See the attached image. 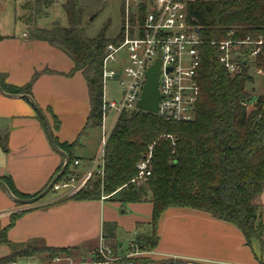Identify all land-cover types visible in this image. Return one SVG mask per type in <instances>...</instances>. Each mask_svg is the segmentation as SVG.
Masks as SVG:
<instances>
[{"label":"trees","instance_id":"1","mask_svg":"<svg viewBox=\"0 0 264 264\" xmlns=\"http://www.w3.org/2000/svg\"><path fill=\"white\" fill-rule=\"evenodd\" d=\"M39 1L50 6L53 0H38L37 3ZM63 9L68 21L65 27L58 24L51 29H40L34 27L29 18L26 20L28 39L47 42L61 50L74 64L68 76L80 72L87 83L90 112L84 129L72 144H61L55 139L70 159L59 179L72 172L75 162L72 153L79 147L80 139L88 130L102 127L103 60L107 44L117 41L108 38L103 31L94 38L85 35L81 28L80 0H68ZM193 15L203 41L199 47L200 97L195 119L178 123L164 121L143 111L122 114L105 146L104 176L96 177L70 198L100 201L107 196V200L122 206L151 203L150 223L139 224L137 228L150 227L152 232L150 235L139 234L132 246L154 249L159 241L158 229L163 215L169 209L184 208L235 226L242 232L247 246L257 243L264 254V223L259 217L264 208V95L256 96L254 86L249 89L255 81L249 68L235 76L228 73L218 61L219 50L215 45L226 40L231 30L235 31L236 40L247 36L264 38V0L198 3L194 6ZM4 39L0 36V42ZM256 63L264 73V45ZM41 74L35 72L26 86L9 92L32 95V87ZM249 107L254 111L249 112ZM54 120L58 130L61 123L56 116ZM0 144L5 151L8 150L2 138ZM150 152L151 176L137 186L132 183L138 175L137 166ZM5 183L20 199L39 195H22L15 190L10 179H5ZM19 217L20 214L12 215L10 225L1 230L0 246H13L6 234ZM104 226L118 248L115 225ZM13 262V252L0 259V264Z\"/></svg>","mask_w":264,"mask_h":264},{"label":"crops","instance_id":"2","mask_svg":"<svg viewBox=\"0 0 264 264\" xmlns=\"http://www.w3.org/2000/svg\"><path fill=\"white\" fill-rule=\"evenodd\" d=\"M4 38L0 42L2 89L6 94L20 96L7 97L0 93V138L8 147L5 151L0 144V181L10 179L18 193L33 197L49 187L65 159L54 149L46 124L31 102L23 94L9 90L23 88L35 72H42L32 87V95L28 96L49 120L54 138L61 144H72L84 129L90 112L87 83L80 73L66 77L74 64L49 43L29 40L27 35L23 39ZM45 70L49 72L44 73ZM54 116L61 123L58 130ZM90 130L72 153L75 161H79V172L86 170L85 163L99 154V151L94 157L86 154ZM46 195L29 206L14 202L0 186V229L10 225L12 215L20 214L6 234L13 246L2 245L0 259L13 252L11 247L35 242L47 248L91 252L109 238L105 224L115 225L114 236L120 250L123 245L119 238L129 234L130 246L146 228L137 225H147L152 217L151 203L126 205L130 210L125 209L128 217H124L116 212L119 205L123 208L118 202L108 206L105 204L108 200L76 201L63 193L48 198ZM158 235L157 246L143 255L154 263L259 264L255 256L257 244L247 246L238 228L204 213L169 209L160 221Z\"/></svg>","mask_w":264,"mask_h":264},{"label":"built area","instance_id":"3","mask_svg":"<svg viewBox=\"0 0 264 264\" xmlns=\"http://www.w3.org/2000/svg\"><path fill=\"white\" fill-rule=\"evenodd\" d=\"M211 1L215 0H123L124 35L107 44L103 60V86L109 79L119 77L123 88L120 102L106 101L103 96L104 147L95 159L85 163L88 166L86 170L79 172V161H75L72 172L55 182L50 191L72 197L96 177L104 176L105 146L109 137L122 114L132 115L141 111L138 102L147 82V73L158 60L161 99L159 112L155 115L168 122H192L195 119L200 97L199 47L203 41L197 32L200 27L195 23L193 9L198 3ZM234 36L235 31L231 30L226 40L215 43L219 50V63L231 76L249 68L253 75L263 77V70L256 62L262 54L264 38L247 36L236 40ZM110 113L115 114V121L108 133L105 123ZM151 157L152 152L138 164V175L133 184L140 186L149 179ZM107 199V196L102 197V200ZM98 252L110 259L111 251L102 245Z\"/></svg>","mask_w":264,"mask_h":264},{"label":"rangeland","instance_id":"4","mask_svg":"<svg viewBox=\"0 0 264 264\" xmlns=\"http://www.w3.org/2000/svg\"><path fill=\"white\" fill-rule=\"evenodd\" d=\"M37 1L0 0V36L23 39L29 33V26L26 22L28 18L35 25L34 27L40 29H51L58 24L63 27L68 25L63 9L68 0H53L50 6L45 5L43 1H39V3ZM27 4L28 9L25 8ZM80 6L82 9L81 28L87 37L94 38L103 31L110 39L122 38L124 35L122 27L125 24L123 0H80ZM77 73L72 76L67 74L66 77L72 78ZM254 77V85H250L249 89L254 86L255 95L262 96L264 95V78L256 75ZM122 94L123 88L120 85L119 77L109 79L105 83L104 99L106 101L120 102ZM248 110L249 112L254 111L253 107H249ZM114 121L115 114L110 113L105 123L108 133L112 129ZM88 133L86 154L94 157L104 147L102 141L103 129L102 127L94 128ZM52 194L54 193L49 191L46 195L47 198ZM112 203L116 202L108 200L105 204L111 206ZM125 209H129L128 206L122 208L119 205L116 212L119 216L128 217V213L124 212ZM129 214H131V211H129ZM259 217L264 223V208L259 213ZM143 231L144 234L150 235L152 228L146 227ZM106 232L109 233V231ZM130 240L129 234H123V237L119 238V243L123 247L119 250L110 238L104 239L91 252L83 249L50 250L43 243L35 242L27 246L11 247L14 253L12 264H158L143 256L148 248H142V245L137 247L131 244L129 246ZM101 245L111 251L110 259L99 254L98 250ZM0 250H4V247L0 246ZM255 256L259 264L263 263L264 254L261 253L258 244L255 247ZM172 262L169 261L166 264H185L182 261Z\"/></svg>","mask_w":264,"mask_h":264},{"label":"water","instance_id":"5","mask_svg":"<svg viewBox=\"0 0 264 264\" xmlns=\"http://www.w3.org/2000/svg\"><path fill=\"white\" fill-rule=\"evenodd\" d=\"M197 32H200V28L197 29ZM170 71V70H169ZM160 76V61L158 60L157 63L148 71L147 73V82L146 85L144 87L143 90V94L141 96V99L138 102V108L139 110L143 111V112H147V113H152V114H157L159 112V101L161 99V95L159 93V86H158V78ZM0 93L2 95H5L7 97H17L20 95H9L6 94L3 89H2V83H1V78H0ZM24 98L28 99L31 104L33 105L34 109L36 110V112L41 116V118L44 120L47 130H48V134H49V138L50 141L54 147V149L60 153L64 159H65V163L60 171V173L54 178V180L52 181V183L49 185V187H47V189L45 191H43L42 193H40L37 197H33L30 199H20L18 197H16L11 190L9 189V187L7 186V184L3 181H0V186L4 189V191L7 193V195L16 203L19 204H32L35 203L39 200H41L51 189L52 185L57 182L59 180V178L65 173L70 159L69 156L67 155V153H65L56 143L55 138H54V134H53V129L52 126L49 122V120L46 118V116L43 114V112L39 109V107L35 104L34 100L28 96V95H21ZM126 212V211H124ZM0 235H1V229H0Z\"/></svg>","mask_w":264,"mask_h":264}]
</instances>
